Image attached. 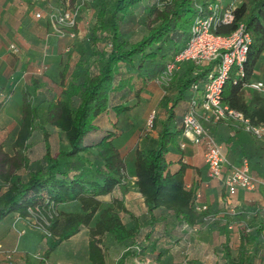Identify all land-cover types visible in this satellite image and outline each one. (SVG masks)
Segmentation results:
<instances>
[{
	"label": "trees",
	"instance_id": "obj_1",
	"mask_svg": "<svg viewBox=\"0 0 264 264\" xmlns=\"http://www.w3.org/2000/svg\"><path fill=\"white\" fill-rule=\"evenodd\" d=\"M212 1L84 0L83 5L92 3L93 10L85 39L75 41L64 54L62 68L56 76L50 75L53 85L43 84L47 69L42 75L33 74L23 92L15 153L9 154L0 145V220L10 213L36 216L54 237L47 252L88 227L92 264H106L102 238L107 234L120 242L136 236L145 239L138 246L129 245L117 264H125L135 255L156 262L204 225H212L211 229L239 236L232 244L228 236L222 244L225 264H264V210L229 209L222 215L224 219L209 205L199 211L196 194L200 186L188 187V165L181 162L173 168L169 158L184 132L183 119L194 97L192 85L205 79L210 68H175L167 82L162 79L160 105L165 116L155 112L152 129H145L132 162L134 186L146 206L137 225L124 222L122 211L127 208L115 193L128 176L117 138L137 125V115L147 104L143 91L164 76L184 47L197 13L196 3ZM81 2L44 0L41 4L46 11L42 7L39 18L46 13L51 25V10L68 3L75 8ZM240 22L245 23L253 42L244 75H237L235 69L231 72L223 101L256 126L264 124V93L250 88L247 97L245 85L252 81L264 53V0L242 1L236 5L235 19L219 23L215 31L230 34ZM43 103L47 104L45 123L66 136L68 147L54 148L49 141L52 132L44 129V155L30 158V139L39 126ZM106 195L111 196L110 204H104ZM72 201L80 203V211L60 209L61 204Z\"/></svg>",
	"mask_w": 264,
	"mask_h": 264
},
{
	"label": "crops",
	"instance_id": "obj_2",
	"mask_svg": "<svg viewBox=\"0 0 264 264\" xmlns=\"http://www.w3.org/2000/svg\"><path fill=\"white\" fill-rule=\"evenodd\" d=\"M42 7L44 8L41 3H34L31 0H0V102L3 98L2 94L6 90H12L15 84L21 82V78H27V83H30L33 76L32 70L43 63L47 65L48 73L42 80L43 84L53 85L54 82L50 75L58 74L64 63V54L72 47L68 39L52 31L46 13L42 18L36 16V11ZM45 11L46 8H44ZM11 44H15L19 51L14 52L11 49ZM190 66H196V64L193 61H182L177 64L176 69H187ZM200 68H210L211 70L212 65H202ZM162 79L163 76L154 80L143 91V97L149 108L155 109L160 105L164 91ZM203 87L204 79L199 82V89L193 91V96H200ZM248 89L250 88L245 87V91ZM23 92L24 89L20 91L21 117ZM246 94L247 97L251 96L250 92ZM42 105L46 106V114L47 104L43 103ZM159 110L161 111L158 112L159 116L164 118L163 108ZM7 112V106L3 104L0 108V145L2 147L5 134L3 126H1V118ZM9 112H14V110ZM198 115L210 133L223 145L227 163L222 176L220 178L209 176L204 144L195 143L185 133L178 136L177 142L170 151L169 158L172 167L178 168L181 162L188 165L185 174L187 186H200L201 202L217 211L221 219H224L222 215L224 216L229 209L242 210L244 208L251 211L257 207L264 210V184H259L255 190L239 188L238 192L232 196L227 193L224 184V179L231 166L241 165L244 158L249 159L252 172L264 180V137L255 136L246 129L242 121L231 118L217 121L209 118L208 113L201 107L198 109ZM20 120L17 131L20 129ZM137 130L136 126L132 127L117 138L127 165H132L136 147L145 133H139L138 137H135ZM130 134L131 138L122 142ZM127 174L128 176L117 187L115 193L124 199L127 208L126 211H122L124 222L128 226H133L142 220L146 206L142 194L134 186L136 175L133 168ZM103 200L104 204H110L112 201L110 195L104 196ZM60 209L62 211H80L81 205L78 201H72L61 204ZM40 223V221L37 222L36 216H21L18 213H10L0 220V264H92L89 256L88 227H83L47 252L54 237L47 234L40 227ZM145 225L142 222V226ZM211 227L213 226L204 225L203 229L193 235L191 239L189 238L181 244L177 243L173 248L167 250L159 260L153 261V264H225L221 251L222 244L227 241L228 236L231 244L239 239V236L232 232L226 235L220 230L211 229ZM129 239L136 246L145 241L143 236L131 237L122 242L111 234L102 238L106 264H117L121 254L129 247H125L126 240ZM171 242L173 239L169 240V243ZM120 243L124 245L119 246ZM142 261L144 260L140 255H135L130 256L125 264H141Z\"/></svg>",
	"mask_w": 264,
	"mask_h": 264
},
{
	"label": "built area",
	"instance_id": "obj_3",
	"mask_svg": "<svg viewBox=\"0 0 264 264\" xmlns=\"http://www.w3.org/2000/svg\"><path fill=\"white\" fill-rule=\"evenodd\" d=\"M18 1V0H14ZM34 3H42L44 0H31ZM84 0L74 8L69 5L57 7L50 11V24L59 36L66 35L65 28L73 27L79 16V10ZM197 13L190 27L189 37L184 47L174 56L169 64L167 72L164 74V81H168L177 64L182 61H193L196 65H212L211 70L204 79L203 92L200 96H194L191 106L183 119L184 132L195 143L204 144L205 161L208 174L211 178H220L223 173L227 158L224 153L223 145L210 133L209 129L200 120L198 115L199 107L203 108L209 118L223 120L231 118L242 121L247 130L259 138L264 137V124L252 125L244 115L231 108L228 103L223 101V92L231 72L235 69L237 75H244V65L248 56L253 37L247 30L244 22H240L237 28L230 34L216 33L219 23H231L235 19L236 5L230 3L224 5L222 0H214L208 4L203 2L196 3ZM36 16L41 17L42 11H36ZM11 49L18 52L19 48L11 44ZM47 69L43 63L32 73L42 75ZM245 87L264 91V81L255 80L246 83ZM194 90L199 89V82L192 85ZM184 145V144H183ZM226 191L229 195H234L239 188L255 190L259 184H264V180L258 178L251 170L250 161L244 158L241 165H232L229 173L224 179ZM202 191L196 194L197 209L206 210L208 205L201 202ZM234 211V209H232ZM45 232V226L40 223ZM230 228L233 224L229 225ZM141 264H153L151 258L142 261Z\"/></svg>",
	"mask_w": 264,
	"mask_h": 264
},
{
	"label": "rangeland",
	"instance_id": "obj_4",
	"mask_svg": "<svg viewBox=\"0 0 264 264\" xmlns=\"http://www.w3.org/2000/svg\"><path fill=\"white\" fill-rule=\"evenodd\" d=\"M244 0H222L224 5H229L230 3H233L235 5H238ZM92 4V3H91ZM88 4H82L79 10V16L76 24L73 27H68V29H64L66 31V35L64 36L66 39L69 40L71 43L70 45L73 46V43L75 41H81L85 39L86 33L89 32V24L91 22V19L93 17V10L92 6ZM51 26V25H50ZM52 28V26H51ZM52 31L55 33V31L52 28ZM73 41V42H72ZM42 65V64H40ZM37 66L34 70H37L39 67ZM32 70V72L34 71ZM259 78V79H258ZM27 79V78H26ZM24 78H21V82L15 84L12 88V90H6L2 96V101L4 106H7L8 112L6 115L2 116L1 118V126H3V133L5 134L3 138V149L8 152L9 154L13 155L15 153V148H14V138H16L18 134V126H19V120L21 118V113H20V99H21V94L20 91L22 89H25L27 84V80ZM253 81L255 80H263L264 81V53L263 57L257 64L255 73L253 75ZM164 80V79H163ZM251 92L250 89L246 91V93ZM264 93V91H262ZM45 105L41 106V111H40V117H39V126L35 128L34 134L30 140V145L32 146V151L30 152V158H41L42 155H44V145H45V139H44V129L50 130L51 135L49 137V141L52 144L54 148L60 149V148H67L68 147V141L66 139V136L58 131L55 127L52 128L50 127L47 123H45ZM162 110V106H156L155 110L154 108L150 107L147 104L145 108L143 109V112L140 115H137L138 122L136 121L135 123L136 128L138 129L135 137H138L137 134L139 133H144L145 129H152V117L154 116L155 112H159ZM11 110H14V112H9ZM157 110V111H156ZM161 112V111H160ZM132 134V133H131ZM131 134L127 137H125L122 142H124L127 139L131 138ZM132 165H128V172L132 171ZM39 220L37 219V222ZM124 243V242H123ZM120 243L118 244L119 246H123L124 244ZM125 247L129 245H134V243L131 242V240H126Z\"/></svg>",
	"mask_w": 264,
	"mask_h": 264
}]
</instances>
